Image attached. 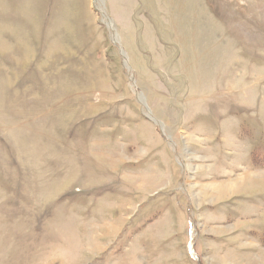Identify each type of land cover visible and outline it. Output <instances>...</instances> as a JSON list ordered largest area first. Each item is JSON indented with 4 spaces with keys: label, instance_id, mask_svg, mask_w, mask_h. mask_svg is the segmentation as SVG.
Masks as SVG:
<instances>
[{
    "label": "rangeland",
    "instance_id": "obj_1",
    "mask_svg": "<svg viewBox=\"0 0 264 264\" xmlns=\"http://www.w3.org/2000/svg\"><path fill=\"white\" fill-rule=\"evenodd\" d=\"M0 264H264V0H0Z\"/></svg>",
    "mask_w": 264,
    "mask_h": 264
},
{
    "label": "crops",
    "instance_id": "obj_2",
    "mask_svg": "<svg viewBox=\"0 0 264 264\" xmlns=\"http://www.w3.org/2000/svg\"><path fill=\"white\" fill-rule=\"evenodd\" d=\"M259 175H260V174H259V173H257V175H250V176H251V177H252V176H257V178H258V177H259Z\"/></svg>",
    "mask_w": 264,
    "mask_h": 264
},
{
    "label": "bare ground",
    "instance_id": "obj_3",
    "mask_svg": "<svg viewBox=\"0 0 264 264\" xmlns=\"http://www.w3.org/2000/svg\"><path fill=\"white\" fill-rule=\"evenodd\" d=\"M218 187H219V186H218ZM223 188H224V187H223ZM221 190H222V189H221ZM214 193H216V194H217V193H219V192H214ZM213 199H214V198H213Z\"/></svg>",
    "mask_w": 264,
    "mask_h": 264
}]
</instances>
